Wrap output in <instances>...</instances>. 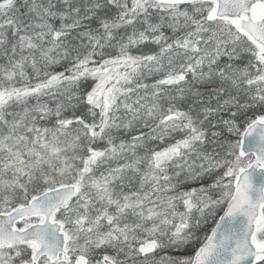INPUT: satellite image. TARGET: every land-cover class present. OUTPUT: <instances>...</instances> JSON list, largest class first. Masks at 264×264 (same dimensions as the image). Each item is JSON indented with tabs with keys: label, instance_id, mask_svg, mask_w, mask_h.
Masks as SVG:
<instances>
[{
	"label": "snow or ice",
	"instance_id": "obj_1",
	"mask_svg": "<svg viewBox=\"0 0 264 264\" xmlns=\"http://www.w3.org/2000/svg\"><path fill=\"white\" fill-rule=\"evenodd\" d=\"M0 264H264V0H0Z\"/></svg>",
	"mask_w": 264,
	"mask_h": 264
}]
</instances>
